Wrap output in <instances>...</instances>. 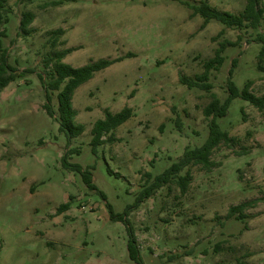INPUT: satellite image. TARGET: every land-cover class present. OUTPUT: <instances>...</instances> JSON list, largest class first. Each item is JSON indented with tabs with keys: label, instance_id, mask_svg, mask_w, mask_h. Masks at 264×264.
I'll return each mask as SVG.
<instances>
[{
	"label": "rangeland",
	"instance_id": "374dc122",
	"mask_svg": "<svg viewBox=\"0 0 264 264\" xmlns=\"http://www.w3.org/2000/svg\"><path fill=\"white\" fill-rule=\"evenodd\" d=\"M181 1L66 0L42 7L43 0H9V22L0 25L8 33L4 46L10 63L27 72L0 91V264H134L127 227L111 218L108 203L125 212L187 147L207 140L211 117L203 110L212 94L221 101L229 96L230 78L240 89L251 80V90L264 95L262 43L255 40L264 34V18L258 28L215 19L203 28L204 18ZM209 1L233 13L246 4ZM28 10L36 14L35 31L25 35L19 25ZM57 28L65 31L56 49L76 48L64 58L75 67L134 54L76 89L73 106L85 131L71 140L44 107L39 77L52 50L49 31ZM225 40L236 44L211 70L210 91L180 82L182 74L203 73ZM125 106L134 114L115 130L117 140L94 151V123L106 108ZM217 121L237 140L214 150L212 168L190 167L184 191L174 176L129 211L143 264H264V109L238 97ZM65 159L90 169L98 189ZM246 201L253 204L243 219L228 217L232 205Z\"/></svg>",
	"mask_w": 264,
	"mask_h": 264
},
{
	"label": "trees",
	"instance_id": "16d2710c",
	"mask_svg": "<svg viewBox=\"0 0 264 264\" xmlns=\"http://www.w3.org/2000/svg\"><path fill=\"white\" fill-rule=\"evenodd\" d=\"M41 5L45 7L47 5H60L66 0H43ZM262 0H246V4L243 10L239 13H233L228 10H221L213 6L209 0H202L198 4H192L186 0L181 2L193 9V14H200L204 18L202 27L204 28L211 20L215 19L222 22L227 27L238 28H258L261 25V21L264 18V5ZM11 6L9 0H0V25L9 22L8 13L11 12ZM36 18V14L32 10L24 11L20 20L19 29L23 34H30L35 31L31 24ZM64 28H57L49 31V34L53 37L51 40L52 50L46 54L44 58L45 73H39V77L42 81L45 89L47 102L44 104L47 112L59 121L60 130H62L69 140L82 135L85 131V125L76 120L78 110L73 106V96L76 89L83 83L92 79L98 71H101L115 62L121 61L126 57H132V52L125 56H119L117 58H101L96 61H92L83 66L75 67L70 63L64 61V58L70 52L76 50V48L70 47L66 49H56L59 41V35L63 34ZM8 33L6 29H0V91L7 87L10 82L15 80L18 76L25 74V70L20 71L18 67L10 63L8 48L4 46V38ZM262 43V47L258 54L259 67L264 70V34L259 33L255 39ZM236 44L229 40H225L216 50L214 57L207 59L204 62V72L198 74L196 77L191 78L186 75L180 76V82L187 85L189 88L198 87L203 90L210 91L213 87L210 82L211 70L219 69L225 61V55L223 54L227 45ZM236 59L233 60L235 64ZM232 74V69L230 70ZM252 81L248 80L243 89H240L233 79H229L228 89L229 96L221 101L216 94H212V100L204 108V114L207 117H211L209 122V136L207 140L200 146L190 148L187 147L183 155L174 162L169 168H167L162 174L158 175L156 181L149 186L144 187L139 193H137L134 204L127 207L123 213H116L110 203L111 218L116 221H122L125 223L129 240L127 244L128 254L134 264H143V259L140 255L137 238L133 227L130 224L128 214L129 211L147 198L153 195L155 188L161 186L163 182L169 181L174 176H179L178 182L184 191L191 179L190 167L195 165H201L204 168L210 169L214 165L212 161V154L214 150L222 143L233 145L236 142V137L229 134L228 131L223 130L217 121L218 117H224L229 107L235 98H242L259 109H264V95L259 96L251 90ZM58 91V108L57 111L52 105V92ZM134 114V110L130 106H125L118 112H112L109 108L105 109L104 117L98 119L92 127V141L93 150H97L98 146L103 145L106 142L115 141V130L124 122L129 120ZM74 152V151H72ZM68 155V152H67ZM66 155V158H67ZM66 166L72 170H77L83 174L85 182L88 187L97 190V185L92 182V172L90 169H83L78 163H71L68 159H65ZM187 169L185 175H179L181 171ZM103 198L106 199L105 194L100 191ZM252 201L242 202L230 207L228 217L235 216L237 219H243L246 215L244 210L248 206H252ZM69 207V202L62 204L59 209L64 210Z\"/></svg>",
	"mask_w": 264,
	"mask_h": 264
}]
</instances>
